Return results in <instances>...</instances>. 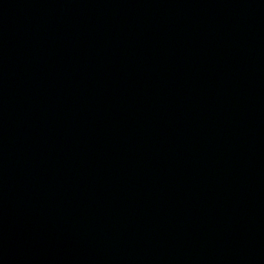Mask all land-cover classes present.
Wrapping results in <instances>:
<instances>
[{"label": "water", "instance_id": "obj_1", "mask_svg": "<svg viewBox=\"0 0 264 264\" xmlns=\"http://www.w3.org/2000/svg\"><path fill=\"white\" fill-rule=\"evenodd\" d=\"M0 264H264V0H0Z\"/></svg>", "mask_w": 264, "mask_h": 264}]
</instances>
